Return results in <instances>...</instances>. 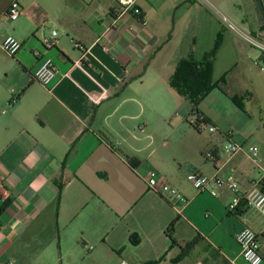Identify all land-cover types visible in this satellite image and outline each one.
<instances>
[{
  "label": "crops",
  "instance_id": "crops-1",
  "mask_svg": "<svg viewBox=\"0 0 264 264\" xmlns=\"http://www.w3.org/2000/svg\"><path fill=\"white\" fill-rule=\"evenodd\" d=\"M12 1L22 13L10 22ZM142 7L146 27L116 0H0V42L22 44L14 57L0 48V264H248L235 236L244 227L260 235L262 216L243 204L231 211L225 185L212 196L186 177L232 176L240 191L260 183L264 192V142L223 124L255 89L264 96L262 53L245 38L264 44V0ZM53 30L57 45L44 51ZM217 39L212 79L224 92L199 108L218 137L187 126L190 105L169 86L181 59L200 60ZM41 56L57 70L48 88L32 78ZM226 141L258 145L259 161L230 155ZM150 170L185 202L151 191Z\"/></svg>",
  "mask_w": 264,
  "mask_h": 264
},
{
  "label": "built area",
  "instance_id": "built-area-1",
  "mask_svg": "<svg viewBox=\"0 0 264 264\" xmlns=\"http://www.w3.org/2000/svg\"><path fill=\"white\" fill-rule=\"evenodd\" d=\"M120 5L122 12L125 14H131L135 20L141 24V27L147 26V21L144 19V9L142 7L143 0H116ZM22 9L16 1H12L8 6L5 13L7 21L13 22L21 15ZM58 34L53 30L47 35H42L41 44L44 51L54 49L57 45ZM247 42L260 50L264 56V44L258 40L245 36ZM0 48L10 57H14L21 50L22 44L12 36H6L0 42ZM38 55V54H35ZM264 73V67L261 68ZM32 78L43 87H50L57 78V70L52 60L46 56H41L39 63L32 73ZM105 91L102 88V96L105 95ZM143 132V129H140ZM209 132H214V128H209ZM226 152L230 155L238 152H246L251 155L256 162L259 161L258 152L259 147L256 144H235L233 142H227L225 146ZM206 160H213L214 156L212 152H206L204 154ZM264 173V168H261ZM187 180L192 184V187L198 192H209L212 196H215V188L220 185H225L226 188L234 194L232 202L229 206L231 211H235L236 208L243 204L249 209L256 210L263 218L264 223V192L260 188V183L253 184L244 191H240L238 183L232 176L227 177L224 181L217 178H210L205 175L191 173L187 175ZM147 187L165 197L174 200L176 203H184L185 198L175 188L161 181L155 171H149L145 179ZM264 186V184H261ZM235 241L240 248V256L248 264H264V253L261 252V245H264V229L259 235L252 231L250 228H242L235 236ZM85 249L90 250L91 247ZM117 264H129L127 261L121 259Z\"/></svg>",
  "mask_w": 264,
  "mask_h": 264
},
{
  "label": "trees",
  "instance_id": "trees-1",
  "mask_svg": "<svg viewBox=\"0 0 264 264\" xmlns=\"http://www.w3.org/2000/svg\"><path fill=\"white\" fill-rule=\"evenodd\" d=\"M218 46L219 39L215 41L212 50L204 54L200 60H196L192 53H189L177 63L169 79V86L190 105L191 114L194 115L198 124H210L208 119L199 111V105L204 98L214 89L224 92L220 87L221 83L213 82L212 79L213 60ZM260 60L264 65L263 55H261ZM130 164L133 165L134 160H131ZM238 211L240 210L237 209ZM171 228L172 223L168 227V232H170ZM132 239L133 237H131ZM133 243L135 242L133 241Z\"/></svg>",
  "mask_w": 264,
  "mask_h": 264
},
{
  "label": "rangeland",
  "instance_id": "rangeland-1",
  "mask_svg": "<svg viewBox=\"0 0 264 264\" xmlns=\"http://www.w3.org/2000/svg\"><path fill=\"white\" fill-rule=\"evenodd\" d=\"M253 51H255V53H260V50L255 49L252 50V52ZM257 62L259 67H263V63L261 61L257 60ZM260 79H262V81L264 80L263 77H261ZM254 92L256 94V97L251 103L246 105H243L242 103V105L240 106L238 105L236 107L235 114L231 115L230 117H228L226 121L223 122L224 130L233 132L234 135H237L240 139H242L245 142L263 143L264 142V110H262L261 107L264 105V96L261 89L259 88L255 89ZM199 111L201 112L200 108ZM184 118L185 119H183V121L191 129L198 131V133L205 136L211 135V133L209 132V128H214L213 125L198 124L195 120L194 115L191 114V107L188 109L187 115H185ZM212 133L217 137L219 136V133L218 131H216L215 128H214V132ZM263 166H264V161L262 163V167ZM255 172L262 173L258 168H256Z\"/></svg>",
  "mask_w": 264,
  "mask_h": 264
}]
</instances>
